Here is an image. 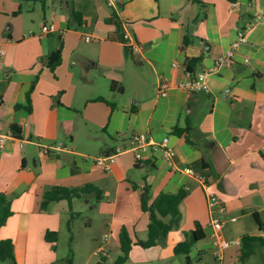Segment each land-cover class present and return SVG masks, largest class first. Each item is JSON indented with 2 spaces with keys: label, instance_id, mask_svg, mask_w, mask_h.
<instances>
[{
  "label": "crops",
  "instance_id": "obj_1",
  "mask_svg": "<svg viewBox=\"0 0 264 264\" xmlns=\"http://www.w3.org/2000/svg\"><path fill=\"white\" fill-rule=\"evenodd\" d=\"M201 3L0 0V52L5 53L0 58V130L14 135L0 149V192L13 212L0 229V240L13 241L17 264L61 261L47 251L44 238L69 221V203L61 200L41 210L45 192L55 186L102 190L98 203L94 197L75 198L74 210H96L97 216L100 205L111 217V236L119 239L125 227L134 241L148 236L142 187L151 186L153 199L188 192L180 205V229L172 230L164 245L134 246L125 264H188L174 248L196 222L206 238L190 253L191 264H239L241 238L264 236L255 218L258 214L264 224V0ZM45 27L50 30L44 35ZM240 30L247 41L230 66L208 78L206 91L179 88L188 79V59L202 58L196 75L213 68ZM125 33L132 37L129 45ZM186 36L191 42L184 46ZM59 48L62 63L52 71L46 62ZM163 86L169 87L167 96L160 95ZM12 126L21 128L20 137ZM176 127L190 128L185 134L190 142L175 134ZM137 134L156 141L169 136L176 151L173 165L154 148L143 150V160L137 162ZM53 144L68 150L46 155L42 145ZM118 151L110 172L96 163ZM186 168L197 175L182 173ZM208 191L223 203L222 211L215 209L223 222L217 233ZM10 227L12 234L6 236ZM217 240L230 243L221 260Z\"/></svg>",
  "mask_w": 264,
  "mask_h": 264
},
{
  "label": "trees",
  "instance_id": "obj_2",
  "mask_svg": "<svg viewBox=\"0 0 264 264\" xmlns=\"http://www.w3.org/2000/svg\"><path fill=\"white\" fill-rule=\"evenodd\" d=\"M159 1V0H156ZM196 3L202 4L201 0H192ZM235 1V0H232ZM80 24L83 23L82 17L79 13H74ZM199 19H196L197 22ZM188 36L184 39V46L190 44ZM202 58L188 59L186 63V72L195 74V68ZM47 66L54 71L62 63V50L59 48L56 50L47 60ZM116 85H112V89H115ZM28 105L27 109L30 110L31 100L30 94L27 95ZM99 100L105 101L104 98ZM18 108L20 106H17ZM12 132L17 137H20L21 128L18 126L11 127ZM175 134L178 136H185L186 140L190 142L188 134L190 128L181 129L176 127ZM135 189L139 188L134 186ZM188 192L181 190L176 194L161 193L157 198L153 199L151 186L146 184L141 190V204L144 212L148 213L149 224H148V236L147 239H137L134 241L129 231L123 227L120 232V250L121 255L116 260L115 264H125L129 258L131 251L134 246H139L143 249H151L158 245H164L168 234L172 230L180 229L182 221V212L180 205L182 201L187 197ZM89 197H94L95 203L100 202L104 198L102 190L95 187L94 185H86L84 187H63L55 186L47 190L43 196L41 203V210H48L49 206L54 202L66 200L70 207V219L68 221V229L71 231V222L78 216V213L73 211L72 202L75 198L88 200ZM13 215L11 209V202L5 193L0 192V229L6 225L8 218ZM256 221L258 222L259 228L264 232V224L260 220L258 214H255ZM184 240L179 242L174 248L175 255H183L186 257V262L191 264L189 258L190 253L195 246L206 238L204 229L199 222L195 223V227L191 231H184ZM46 240L50 243L55 244L57 242L56 232H47ZM257 246L264 247V236L245 234L241 238V247L239 252V264H247L250 258L255 254ZM0 261H9L11 264H17L14 252V243L12 240H0ZM58 264H74L72 259V251L68 258L58 261ZM98 264H106V257L101 256V260Z\"/></svg>",
  "mask_w": 264,
  "mask_h": 264
},
{
  "label": "built area",
  "instance_id": "obj_3",
  "mask_svg": "<svg viewBox=\"0 0 264 264\" xmlns=\"http://www.w3.org/2000/svg\"><path fill=\"white\" fill-rule=\"evenodd\" d=\"M111 4L114 3L116 0H108ZM50 29L43 28L42 33L45 35L49 32ZM132 37H130L129 33H125L123 36L124 42L127 44L128 41H130ZM86 40H91L90 37H86ZM247 41L246 32L244 30H240L238 33V36L236 40L232 43L230 50L228 53L224 56L219 57L215 61V66L211 69L204 70L200 72L199 74H190L187 73L188 79L186 82L179 85V88L185 89L188 92L192 93H198L206 91L208 88L207 80L208 78L217 73V71L223 67V66H230L232 63V60L235 58V53L237 49ZM129 45V44H127ZM134 49L139 50L140 47L134 46ZM5 53L3 51L0 52V58ZM169 87L163 86L160 90L161 96H167ZM14 135L12 133H3L0 130V149L5 148V144L7 140L13 139ZM133 141L135 144V157L137 162H141L143 160L142 151L147 148H154L155 151L161 152V159L168 163L169 165H173L174 158L176 156V151L174 147L170 144V138L169 136H164L160 141H156L154 138L149 137L145 134H137L133 137ZM42 149L46 155L54 156L56 154H59L61 152H64L68 150V147L62 145V144H53V145H42ZM119 153L115 152L112 155L109 156H102L96 158V163L104 169L106 172H110L112 163L114 162V159L116 155ZM182 173L189 175V176H196L197 173L195 170L186 168L182 170ZM202 183L204 186H206V181L202 179ZM208 188V187H207ZM206 188V190H207ZM206 201L208 204V208L211 213L212 218V228L214 230V233L219 232L223 227V222L217 217L216 210L222 211V200L221 198L210 191L206 192ZM236 219L233 218L232 221H235ZM230 245L229 242L224 240H217L214 242V246L216 249V257L221 260L224 255V250Z\"/></svg>",
  "mask_w": 264,
  "mask_h": 264
},
{
  "label": "rangeland",
  "instance_id": "obj_4",
  "mask_svg": "<svg viewBox=\"0 0 264 264\" xmlns=\"http://www.w3.org/2000/svg\"><path fill=\"white\" fill-rule=\"evenodd\" d=\"M108 198H105L103 202H106ZM114 197L109 198L111 203ZM100 206V205H99ZM100 211L97 216H93V212H85L81 209V213L78 212L71 222V231L68 229V221L62 223L60 229L49 230L47 232L57 233L56 244L48 242L46 237L44 242L46 243L47 251L55 253L58 259H66L72 251V259L74 264H98L101 260V256L106 257V264H115L118 257L121 255L120 243L117 237L111 236V230L108 227L110 222V215ZM81 208V206H80ZM13 229L8 228L5 235L10 236ZM108 237V242H104V237ZM11 240V239H10ZM47 241V242H46ZM256 254L250 258L247 264H264V247L257 246ZM99 250L95 254L96 250ZM0 264H10L9 261H0Z\"/></svg>",
  "mask_w": 264,
  "mask_h": 264
},
{
  "label": "water",
  "instance_id": "obj_5",
  "mask_svg": "<svg viewBox=\"0 0 264 264\" xmlns=\"http://www.w3.org/2000/svg\"><path fill=\"white\" fill-rule=\"evenodd\" d=\"M205 46H208V45H205Z\"/></svg>",
  "mask_w": 264,
  "mask_h": 264
}]
</instances>
